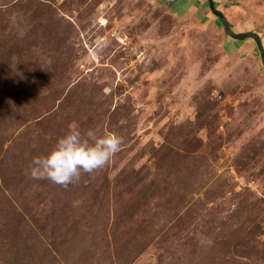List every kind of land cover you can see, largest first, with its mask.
I'll use <instances>...</instances> for the list:
<instances>
[{"label":"rangeland","instance_id":"obj_1","mask_svg":"<svg viewBox=\"0 0 264 264\" xmlns=\"http://www.w3.org/2000/svg\"><path fill=\"white\" fill-rule=\"evenodd\" d=\"M264 53V0H226ZM71 122L118 152L28 173ZM0 264H264V65L162 0H0Z\"/></svg>","mask_w":264,"mask_h":264},{"label":"clouds","instance_id":"obj_2","mask_svg":"<svg viewBox=\"0 0 264 264\" xmlns=\"http://www.w3.org/2000/svg\"><path fill=\"white\" fill-rule=\"evenodd\" d=\"M121 143L122 136L110 128L96 125L82 129L71 122L46 154L31 158L28 173L34 179L47 178L67 186L82 172L102 168L119 151Z\"/></svg>","mask_w":264,"mask_h":264},{"label":"flooded vegetation","instance_id":"obj_3","mask_svg":"<svg viewBox=\"0 0 264 264\" xmlns=\"http://www.w3.org/2000/svg\"><path fill=\"white\" fill-rule=\"evenodd\" d=\"M162 1H164L165 5L168 8H170L171 10L177 13V19L185 20V21L186 20L189 21L193 17H199L200 19H202L204 14L211 13L213 19L216 22L220 23L218 17L215 16L212 10L210 9V5L215 12H218L222 15H223V10L228 6L226 0H162ZM226 23L229 29L232 31V26L230 25V23L227 20ZM255 34L257 35V33Z\"/></svg>","mask_w":264,"mask_h":264},{"label":"water","instance_id":"obj_4","mask_svg":"<svg viewBox=\"0 0 264 264\" xmlns=\"http://www.w3.org/2000/svg\"><path fill=\"white\" fill-rule=\"evenodd\" d=\"M210 9L214 13V15L218 17V20H219V22H220V24L222 26L223 32L225 33L226 36L232 38L233 40H245L248 37L253 39V41L255 42V44L257 46V49L259 51L260 57L263 59V65H264V53L262 52L258 36L254 32H238V33L232 32L229 29V27L227 26L225 17L222 14H220L218 12H215L211 8V5H210Z\"/></svg>","mask_w":264,"mask_h":264}]
</instances>
